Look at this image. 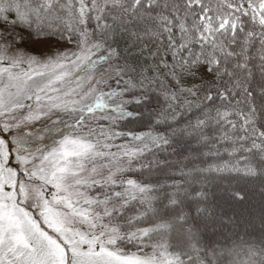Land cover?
<instances>
[{
    "label": "trees",
    "instance_id": "16d2710c",
    "mask_svg": "<svg viewBox=\"0 0 264 264\" xmlns=\"http://www.w3.org/2000/svg\"><path fill=\"white\" fill-rule=\"evenodd\" d=\"M251 1L264 17V0ZM83 3L0 0V47L32 53L34 42L47 41L50 51L63 50L86 36L98 47L97 59L105 62L99 90L114 91L125 112L101 116L75 134L112 150L138 135L157 140L129 156L113 181L87 188L90 210L99 225L115 234L119 255L228 264L229 257L215 260L208 236L202 234L189 246L174 224L181 215L183 227L194 228L187 217L197 201L181 207L179 196L187 183L189 192L198 191L192 186L198 175L191 168L207 167L213 170H204L209 175L241 179L264 169V95L258 93L264 91V28L244 13L242 0ZM118 26L123 33L115 31ZM186 130L191 131L188 141L181 139ZM197 141L202 147L188 150L197 161L166 163L185 155V146ZM189 176L194 177L186 182ZM130 182L141 192L133 196ZM201 189L205 198V187ZM243 195L238 191L237 200ZM168 199L174 203L160 205ZM228 249L237 258L244 257L243 250L252 252L264 264V242ZM65 251L70 263V251ZM100 251L96 244L94 252Z\"/></svg>",
    "mask_w": 264,
    "mask_h": 264
},
{
    "label": "rangeland",
    "instance_id": "374dc122",
    "mask_svg": "<svg viewBox=\"0 0 264 264\" xmlns=\"http://www.w3.org/2000/svg\"><path fill=\"white\" fill-rule=\"evenodd\" d=\"M81 1L79 5L84 6ZM242 7L264 25L252 1L242 0ZM131 38L137 41L134 35ZM8 46L0 47V264H179L170 255L161 262L119 255L113 246L115 234L103 229L89 208L88 187L113 181L139 147L157 142L153 136L138 135L112 150L109 144L100 148L97 141L75 134L101 116L125 112L114 91L98 88L105 62L97 59L96 44L83 35L63 50L50 51L47 41L34 42L32 53ZM258 93L264 95L261 89ZM189 133L183 132L181 139L188 141ZM199 147L200 141L185 146L184 154ZM185 155L166 163L196 157ZM204 170L213 172L207 167L191 168L198 176H189L186 182L194 177L192 186L198 191L189 192L187 183L179 195L181 207L185 201H197L187 217L193 231L183 227L181 215L174 229L189 246L202 234L208 236L215 260L229 257L228 264L260 263L261 257L252 252L243 250L246 254L239 259L227 250L239 243L264 242V169L242 179ZM133 185L130 182L135 196L141 189ZM238 191L243 192V200H237ZM218 199L223 203L214 206ZM173 203L168 199L160 205ZM96 244L102 251L94 252ZM64 248L70 251V263Z\"/></svg>",
    "mask_w": 264,
    "mask_h": 264
}]
</instances>
